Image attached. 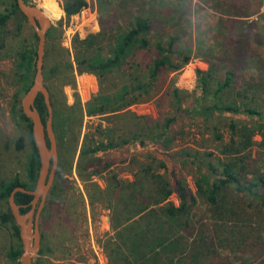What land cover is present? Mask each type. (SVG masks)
<instances>
[{
  "label": "rangeland",
  "instance_id": "374dc122",
  "mask_svg": "<svg viewBox=\"0 0 264 264\" xmlns=\"http://www.w3.org/2000/svg\"><path fill=\"white\" fill-rule=\"evenodd\" d=\"M86 1L97 9L98 28L94 27L84 32L79 27L78 34L74 36L68 48L65 45L66 36L63 29L65 15L61 9V0H30L45 11L51 21L49 29L51 32L46 39V49L49 51L45 60L46 70L59 59L57 56L59 48L66 52V61L73 64L74 41L99 34L101 22L104 23L105 30L114 28L107 34L114 40L102 41L100 43L102 50L97 52L100 56H109L112 44L118 39L119 33L125 32L130 26L134 16H149L157 23L166 21L168 17L170 22L166 23L164 30L178 40L173 48L177 55L172 59L178 69H163L154 97L149 100L143 98L146 100L131 105L116 115L87 117L83 113L71 124L69 139L76 141L75 158L70 162V169L66 166L62 170L58 197L51 202L49 208L46 205V197L40 212L39 250L42 252L38 251L35 264H112L111 252L117 251V247L126 244L127 248L132 250L150 240V245L142 250L136 248L129 254L126 248L121 250V262L125 261L124 255H128L129 263L143 264L145 259L164 252L162 246L155 240L157 227L163 228V235H168L166 232H169L172 238L182 237L186 246L184 253L187 261L198 257L200 264H258L264 257L263 221L257 219L258 223H255L254 220L253 223H247L246 228L239 224L242 222L240 221L235 226L238 232L242 231L240 235L244 242L232 244L235 238L230 236L227 237L226 247H223L222 239L227 236L223 231L228 229L221 225L220 231L218 226L221 223L215 217V212L196 194L194 183L202 177L203 171L189 163L190 159L185 161L186 158L179 157V153L186 149L199 150L203 153L214 151L217 147L216 143L210 141V131H206L199 123L187 118L179 119L173 127L176 136L169 151L163 150L162 143L157 144L151 139L138 138L122 148L98 153L97 156L112 159L114 165L110 171L95 177L92 182H84L78 177L75 160L86 133H93L98 126L116 130L119 134L125 130L144 134L149 130L150 124L153 126L157 121L162 122L165 116L174 114L177 100L182 109L192 107L200 100L197 70L213 69L217 72L213 76L211 92L216 89L222 75L224 76L228 70L232 71L235 74L233 86L236 89L229 90L230 99L236 98V91H239L244 82L249 81L251 84L252 76L264 79V8L261 10L260 0H227L235 12L242 14L259 6L260 12L249 13L250 16L240 18L221 14L225 0ZM12 5L13 0H0V14L10 10ZM18 18L19 16L16 20V17H12L8 21L7 30L10 33L5 40L4 48L0 51V189L4 184L16 180L28 183L29 159L34 154L28 138L29 129L21 118V100L26 91L24 83L18 78L16 67L19 63V54L25 48L35 50L36 34L26 19L20 18L17 23ZM17 25H20L18 31ZM160 25L156 24V30L153 31L156 36L151 37V50L135 49L125 60L124 65L101 78L88 73L78 74L76 70L69 69L58 72L46 82L54 102L64 107L73 106L76 102L84 105L100 91L109 96H117L134 79L145 80L143 76L145 67L157 55L153 44L159 35H163ZM94 52L96 53L95 50L90 52L89 56ZM186 57L189 60L184 63ZM174 91L177 92V97L174 96ZM145 117L147 119L149 117L150 120L144 119ZM227 121L229 119L221 120L223 129ZM19 139L23 140L21 148L17 145ZM256 140L259 141L260 138L256 137ZM160 162L166 164V171L159 168ZM148 166L171 185L177 179H185L187 186L194 193L196 202L187 215L176 224L170 222L163 225L165 218L158 213V207H154L155 214L145 219L140 215L133 219L137 223L114 228L112 224L114 211L110 208L106 194L112 189L109 184L110 177L115 176L117 180L125 183L133 182L141 170ZM94 185H98L106 192L99 194ZM169 201L175 206L180 204L176 195H172ZM45 206L49 209L47 213H43ZM239 206L243 205L240 203ZM9 210L8 202H0V215ZM237 212L242 213L238 207ZM247 212H250L249 209ZM17 243L18 240L13 236L10 227L0 222V264H12L8 253ZM166 262V258L161 256L156 264Z\"/></svg>",
  "mask_w": 264,
  "mask_h": 264
},
{
  "label": "trees",
  "instance_id": "16d2710c",
  "mask_svg": "<svg viewBox=\"0 0 264 264\" xmlns=\"http://www.w3.org/2000/svg\"><path fill=\"white\" fill-rule=\"evenodd\" d=\"M24 1L30 2V0ZM86 5V0H61V9L66 19L80 12ZM223 5L221 14L230 17H247L250 16L249 13L256 14L260 12L258 5L248 9V13L244 14L235 12L233 6L227 0H225ZM18 16L19 20L17 23H19L20 18L25 19L18 9L15 0H13L10 10H6L0 14V51L4 48L5 40L10 33L7 30L8 21L12 17H16L17 20ZM166 18L168 19V17ZM165 23V21L157 23L156 20L149 18V16H134L130 26L125 32L119 33L118 39L112 44L109 56H100L97 53L102 50L100 43L105 40H114L107 35L114 28L105 30L104 23L101 22V32L99 34L88 36L84 40L76 39L74 41L75 54L73 64L66 61V52L60 48L57 50L59 59H56L50 69H45L44 61V83L50 93L53 108L52 127L58 148V165L46 200L48 208L51 202H54L59 195L62 170L66 166V168L70 169V162L75 158L76 141L74 142L69 139V134L72 131L70 127L75 122V119L79 116L81 117L83 113L87 117L107 114L116 115L131 105L145 101L146 99L143 98L149 100L151 97H154V91H156L157 82L163 69H178V66L172 60L177 55V51L173 48L178 40L174 36L165 33ZM156 24L162 25L160 27H163V29L160 28V30L163 32V35H159L153 44L157 55L145 67L143 74L145 80L134 79L117 96H109L100 91V93L93 96L84 105L76 102L73 106L64 107L54 102L50 87L46 82L55 77L58 72L69 69L76 70L78 74L88 73L101 78L105 74L124 65L125 60L135 49L151 50V37L154 38L156 36L153 34V31L156 30ZM16 28L18 31L20 25H17ZM50 32L51 30L47 31L46 37ZM93 50L96 53L94 52L92 56H89V53ZM48 53L49 51L46 49L45 60ZM35 55V50L30 47L25 48L19 54L16 72L18 78L24 83L26 92L33 80ZM188 60V57L184 58V63H187ZM215 73L217 72L213 69L207 71L197 70V86L200 91V100L192 107L186 109H182L179 105V100H177L174 114L172 116H165L162 122L157 121L153 126L150 124L147 133L135 134L125 130L122 134H119L116 130L110 128L103 129L102 126L95 128L93 133H86L75 160V169L82 181L92 182L95 177L110 171L114 165L112 159L97 156L98 153L122 148L135 142L138 138L151 139L157 144L162 143L163 150L169 151L176 136L173 127L179 119L187 118L192 122L199 123L206 131H210V141L216 143L217 147L214 151L203 153H200L199 150L186 149L179 153L180 156H178L186 158L184 159L185 161L190 159L191 162L189 163L193 164L199 171H203L202 177L194 183L196 194L198 197L203 198L211 210L215 212V217L221 223L218 226L220 231L221 225L225 229H228L227 231H223L227 236L222 239L224 243L223 247H226L225 244L228 242L227 237L230 236H234L235 238L231 242L232 244L236 245L244 242L240 235L242 231L238 232L235 226L240 221L242 222L239 224H243L246 228L247 223H253L252 221L254 220L256 221L255 223H258L257 219H259L263 221L264 229V79H261L260 76H252L253 78L250 79L251 84L249 81L244 82L240 86L239 91H236V98L230 99L231 93L229 90L236 89L233 86L235 74L232 71H226L224 76L222 75V78L218 80L214 92H211V84ZM174 96L177 97L176 91H174ZM34 103L42 121L45 122L47 110L43 97L38 95ZM21 118L27 124L29 129L28 138L34 149V154L29 159L28 183L16 180L9 184H4L0 189V202H8L9 195L15 187L33 190L38 177L40 161L33 142L31 123L22 112ZM144 119L150 120L149 117L148 119L146 117ZM228 119L229 121H227L223 129L220 124L221 120ZM151 122L153 121L151 120ZM256 137H259L260 140L257 141ZM17 145L18 148H21L23 140L19 139ZM159 168L167 170V166L163 162L159 163ZM109 184L112 188L109 192L103 191L98 185L94 186L99 194L103 192L107 194L110 208L114 211L112 216L114 228H119L130 223H137L133 219L140 215H142V219H145L147 216L155 214L154 207H158V213L165 218L163 225L170 222L176 224L187 215L196 202L194 193L187 186L185 179H177L171 185L162 175L155 174L151 166L143 168L138 178L133 182L125 183L124 181L117 180L115 176H111ZM172 195L178 197L180 201L178 206L169 201ZM31 201L32 196L21 192H17L14 196V202L19 207L21 215L30 209ZM240 203L243 205L242 207L239 206ZM237 207L242 213L237 212ZM48 208L45 206L43 213L49 212ZM248 209L250 212H247ZM0 222L8 225L12 230L13 236L18 240L16 246L10 249L8 258L12 264H20L19 259L22 253V246L19 228L16 226L10 210L0 215ZM231 225L233 226L231 227ZM162 230L163 228L157 227L155 240H157L158 245L162 246L163 254L153 255L145 259L143 264H156L157 259L161 256L166 258V264H200L197 260L198 257H193L187 261L186 254L184 253L186 246L182 237L177 236L172 238L169 232H166L168 235H163ZM149 241L136 248L142 250V248L148 247L151 243ZM127 247L124 244V246L117 247V251L111 252L112 264H131L128 262V255H124V262L120 261L122 249L126 248L128 254L136 250V248L129 250ZM41 252L39 250V253ZM258 264H264V257Z\"/></svg>",
  "mask_w": 264,
  "mask_h": 264
},
{
  "label": "water",
  "instance_id": "95a60500",
  "mask_svg": "<svg viewBox=\"0 0 264 264\" xmlns=\"http://www.w3.org/2000/svg\"><path fill=\"white\" fill-rule=\"evenodd\" d=\"M15 2L36 34L33 80L30 88L21 100V110L23 115L31 123V133L39 157L40 168L35 188L33 190H27L22 187H15L9 195L8 204L14 222L19 228V237L22 246L19 262L20 264H34L35 257L40 249L38 218L44 207L48 192L52 187L58 165L57 141L52 127L53 108L50 93L45 86L43 76L46 34L51 27V21L44 14V11L34 3H27L24 0H15ZM38 95L43 97L47 110L45 122L42 121L34 103ZM17 192L32 196L31 207L23 215L20 214L19 207L14 202V196Z\"/></svg>",
  "mask_w": 264,
  "mask_h": 264
},
{
  "label": "built area",
  "instance_id": "2783aa9c",
  "mask_svg": "<svg viewBox=\"0 0 264 264\" xmlns=\"http://www.w3.org/2000/svg\"><path fill=\"white\" fill-rule=\"evenodd\" d=\"M261 2V10L264 8V0H260ZM80 27L81 31L91 30L94 27L98 28V13L96 7H92L87 3L85 7H83L80 12L69 17L65 18L63 23V29L65 33V45L70 48L72 44V39L75 35L78 34V29Z\"/></svg>",
  "mask_w": 264,
  "mask_h": 264
},
{
  "label": "crops",
  "instance_id": "0c3cea01",
  "mask_svg": "<svg viewBox=\"0 0 264 264\" xmlns=\"http://www.w3.org/2000/svg\"><path fill=\"white\" fill-rule=\"evenodd\" d=\"M63 14H64V13H63ZM165 22L168 23V22H170V21H169V19H167ZM166 23H165V24H166Z\"/></svg>",
  "mask_w": 264,
  "mask_h": 264
},
{
  "label": "bare ground",
  "instance_id": "6f19581e",
  "mask_svg": "<svg viewBox=\"0 0 264 264\" xmlns=\"http://www.w3.org/2000/svg\"><path fill=\"white\" fill-rule=\"evenodd\" d=\"M44 14L47 16V14L45 13V11H44ZM48 17V16H47ZM49 18V17H48ZM50 19V18H49Z\"/></svg>",
  "mask_w": 264,
  "mask_h": 264
},
{
  "label": "flooded vegetation",
  "instance_id": "af4514ba",
  "mask_svg": "<svg viewBox=\"0 0 264 264\" xmlns=\"http://www.w3.org/2000/svg\"><path fill=\"white\" fill-rule=\"evenodd\" d=\"M15 18V17H14ZM67 129V128H66Z\"/></svg>",
  "mask_w": 264,
  "mask_h": 264
}]
</instances>
